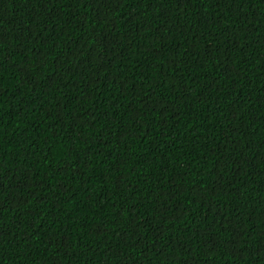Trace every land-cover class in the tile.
<instances>
[{
    "label": "trees",
    "instance_id": "trees-1",
    "mask_svg": "<svg viewBox=\"0 0 264 264\" xmlns=\"http://www.w3.org/2000/svg\"><path fill=\"white\" fill-rule=\"evenodd\" d=\"M0 264H264V0H0Z\"/></svg>",
    "mask_w": 264,
    "mask_h": 264
}]
</instances>
